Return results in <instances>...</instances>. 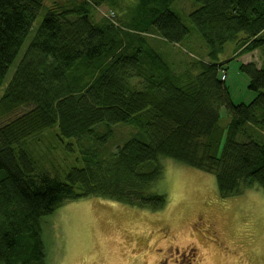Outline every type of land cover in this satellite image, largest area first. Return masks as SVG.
<instances>
[{
  "label": "trees",
  "instance_id": "obj_1",
  "mask_svg": "<svg viewBox=\"0 0 264 264\" xmlns=\"http://www.w3.org/2000/svg\"><path fill=\"white\" fill-rule=\"evenodd\" d=\"M45 1L0 0V91ZM134 1L124 27L94 22L86 0L48 9L0 98V120L22 112L0 127V264H46L43 222L65 203L96 197L164 209L155 192L163 158L215 176L222 198L264 191V65H241L257 96L236 105L218 63L230 43L235 58L264 52V0H189L207 47L196 77L177 73L149 43L190 35L172 10L178 0ZM117 126L135 133L113 150ZM55 127L76 141L82 162L65 180L38 175L24 149ZM246 130L258 136L243 141Z\"/></svg>",
  "mask_w": 264,
  "mask_h": 264
},
{
  "label": "rangeland",
  "instance_id": "obj_2",
  "mask_svg": "<svg viewBox=\"0 0 264 264\" xmlns=\"http://www.w3.org/2000/svg\"><path fill=\"white\" fill-rule=\"evenodd\" d=\"M88 1L94 22L125 26L135 9L134 0ZM65 0H46L19 57L10 68L0 98L40 26L48 9L67 6ZM199 5L178 0L172 10L190 30L187 39L169 44L158 36H149L150 45L180 74L196 77L199 64L206 63L207 47L189 15ZM133 8V10H132ZM115 18L110 19L109 13ZM243 35L240 36L242 38ZM237 46L226 45L219 57L226 74L225 84L234 104H250L257 94L249 90V77L242 64L255 59L264 62V52L235 58ZM22 112L0 120V127ZM220 125L226 128L230 116L223 108ZM135 129L114 127L110 142L113 150L122 146ZM258 135L246 130L241 136ZM35 162L36 173L65 180L72 168L82 167L74 139L60 136L58 128L25 145ZM74 151H72V150ZM222 149V146H221ZM218 151V155L221 153ZM163 177L155 192L164 195L167 205L153 212L118 202L90 197L65 203L43 222L46 264H264V191L255 187L240 196L222 198L215 176L172 159H161Z\"/></svg>",
  "mask_w": 264,
  "mask_h": 264
},
{
  "label": "crops",
  "instance_id": "obj_3",
  "mask_svg": "<svg viewBox=\"0 0 264 264\" xmlns=\"http://www.w3.org/2000/svg\"><path fill=\"white\" fill-rule=\"evenodd\" d=\"M259 53H261V52L260 51H255V52H253L251 54H248V55H253L254 56V55H257ZM252 61L254 63H256L259 68H261L264 65V62H257L255 59H252Z\"/></svg>",
  "mask_w": 264,
  "mask_h": 264
},
{
  "label": "built area",
  "instance_id": "obj_4",
  "mask_svg": "<svg viewBox=\"0 0 264 264\" xmlns=\"http://www.w3.org/2000/svg\"><path fill=\"white\" fill-rule=\"evenodd\" d=\"M108 17L110 19H114L115 18V14L113 12H111V13H109ZM221 80L222 81H225L226 80V74L224 72H222Z\"/></svg>",
  "mask_w": 264,
  "mask_h": 264
}]
</instances>
